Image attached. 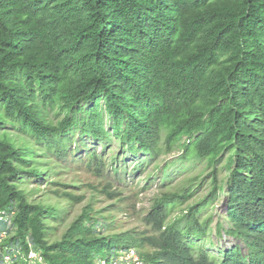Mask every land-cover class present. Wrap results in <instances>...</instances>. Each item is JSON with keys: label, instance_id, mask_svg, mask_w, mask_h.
Returning a JSON list of instances; mask_svg holds the SVG:
<instances>
[{"label": "trees", "instance_id": "obj_1", "mask_svg": "<svg viewBox=\"0 0 264 264\" xmlns=\"http://www.w3.org/2000/svg\"><path fill=\"white\" fill-rule=\"evenodd\" d=\"M111 138L132 180L178 150L209 193L193 192L199 177H165L141 215L123 181L104 178L107 151L92 146ZM80 150L76 187L51 166ZM219 193L226 248L210 240ZM6 207L47 264H111L130 248L144 264H264V0H0Z\"/></svg>", "mask_w": 264, "mask_h": 264}, {"label": "rangeland", "instance_id": "obj_2", "mask_svg": "<svg viewBox=\"0 0 264 264\" xmlns=\"http://www.w3.org/2000/svg\"><path fill=\"white\" fill-rule=\"evenodd\" d=\"M108 121L105 117V124L104 128H108ZM14 132L13 130H10V133ZM14 137V136H13ZM110 155L114 156L117 151H119V144L111 138V142H107ZM97 151L101 150V144L97 143L96 146ZM181 151H174L170 154L161 155L157 158V161L154 163V165H151L147 168L148 171L145 173L138 174V177L134 180H132V183L127 184V186L123 189L124 196L132 197V194L135 195V207L137 212H140L141 215H145V213L148 211V209L151 206L152 200L156 199L158 195H161L158 193V191L165 190L166 187H163V189H160V186L164 183L165 177H168V179L173 180L174 184H177L176 187H181V180L182 177L185 175L193 177H199V180L197 183H195L192 187L193 192L198 195V197H204L206 194L209 193V181L205 180L204 182H201L200 180L205 176V174L202 171V167L199 166L198 161L196 159H192L190 161H183L181 159L180 155ZM81 153L80 155H82ZM75 163V162H74ZM75 164L72 162L69 164V166H61L62 170H66L68 167H73ZM132 168V164L129 165ZM182 166V168H181ZM135 167V166H134ZM231 170H226L223 172V175L225 178L229 177ZM76 175L73 177V179H80V175H83V177H87V174L84 171L77 170L75 172ZM56 177L63 178L60 175H57ZM203 183V184H202ZM223 184V183H222ZM36 184H33L29 186L35 187ZM79 185V184H76ZM45 186L43 185L40 190L36 191L34 194V197L38 200L39 197H42V194L44 191ZM43 189V190H42ZM197 199H191L187 203L183 204V207H187L188 205H193L196 203ZM225 197L222 193H219L217 196V199L209 211V213L212 215V223L210 225L211 227V233H210V240L213 242V244L219 248H226V246L231 244V241L233 239H229L228 234H226L225 231H222L220 235H217L216 233V225L218 221H221L224 223V216L227 210V206L225 205ZM50 203H55V200H49ZM111 205V202H108L104 204L103 206ZM180 215L181 210L177 211ZM119 216V215H118ZM175 216V215H173ZM120 217V216H119ZM131 224L137 225L138 222L133 223V220L128 221ZM69 221L64 222L62 225H58V229L56 231V237H59L61 235V232L67 227ZM221 237V238H220ZM55 238V237H52ZM230 241H229V240ZM211 252L215 255H218V251L212 249Z\"/></svg>", "mask_w": 264, "mask_h": 264}, {"label": "built area", "instance_id": "obj_3", "mask_svg": "<svg viewBox=\"0 0 264 264\" xmlns=\"http://www.w3.org/2000/svg\"><path fill=\"white\" fill-rule=\"evenodd\" d=\"M15 214L10 207L0 208V264H47L33 239L28 234H17ZM124 260L123 264H142L134 250H130ZM101 264L106 263L102 261Z\"/></svg>", "mask_w": 264, "mask_h": 264}, {"label": "clouds", "instance_id": "obj_4", "mask_svg": "<svg viewBox=\"0 0 264 264\" xmlns=\"http://www.w3.org/2000/svg\"><path fill=\"white\" fill-rule=\"evenodd\" d=\"M97 143L101 144V150L100 151H97V148L95 147ZM108 145L109 144L105 145V148H104L102 146L101 142L96 141L95 144H93V146H92V147H95V150L97 153H101L104 150L107 151L106 160H107L108 167L110 168V174H108V175L105 174L104 178L109 179L113 183L116 182V179H121L123 181V183L125 184V186H127V184L132 183V175H134L133 169H134V166L136 165V163L133 160V157L130 156V154H128V153H127V156H125V157H124V155H121L119 157L117 155V153L114 156L110 155V152H109L110 150L108 148ZM86 150L85 151L80 150V151H78L72 155L73 157H72L71 161L69 162V164L71 162L73 164H75L73 167H68L66 170H62L61 166H65L62 163L52 165L51 167L55 168L56 166L60 165V167H56V171L59 172V175L64 177V178H67L71 182L76 181L73 183H74V186L78 187L81 183L79 182V179H73V177H75L74 174H75V172H77V170H80V169H82V167H84V165L82 164V159H83V154L87 152ZM81 153H83V154L80 155ZM131 164H132V168L129 166ZM74 167H75V169H74ZM207 180H209V179H207ZM76 184H79V185H76ZM224 201H226V198ZM130 250H134L136 252V254L138 255L136 249L130 248L125 253H123L117 261H114V262H117V263L121 262L123 264L125 262L124 258H126V255ZM139 258H140L142 264H144L143 259L140 256H139ZM102 261L104 263H106L105 260H101L100 264L102 263ZM114 262H112V263H114Z\"/></svg>", "mask_w": 264, "mask_h": 264}]
</instances>
